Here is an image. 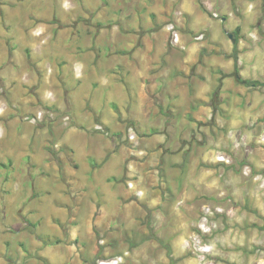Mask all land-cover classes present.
<instances>
[{"label":"rangeland","instance_id":"rangeland-1","mask_svg":"<svg viewBox=\"0 0 264 264\" xmlns=\"http://www.w3.org/2000/svg\"><path fill=\"white\" fill-rule=\"evenodd\" d=\"M179 1L0 0V264H264L262 174L245 166L242 182L220 169L221 187L196 208L159 200L168 169L149 168L152 201L130 175L136 155L184 145L148 138L179 129L160 109L161 60L187 50L165 28L181 30ZM196 1L222 21L255 14L249 37L264 38V0H229L225 15L228 0ZM229 137L223 153L240 157L246 136Z\"/></svg>","mask_w":264,"mask_h":264},{"label":"crops","instance_id":"crops-1","mask_svg":"<svg viewBox=\"0 0 264 264\" xmlns=\"http://www.w3.org/2000/svg\"><path fill=\"white\" fill-rule=\"evenodd\" d=\"M178 6L185 12L178 22L182 43L187 50L180 53L172 48V54L161 60L167 72L163 73L166 81L162 87L166 102L160 109L170 111L166 115H177L175 119L179 129H174L173 121H170L171 130L164 126L163 130L152 132L148 138L152 143L177 142L184 145L177 155L157 151L142 163L138 159H143V156L136 155L129 164L132 169L130 175L139 176L136 180L139 188L136 190L141 189L147 201L153 200V189L148 179L151 183L155 181V170L149 168L156 166L158 169L160 166L168 171L164 172L166 177L162 179V189L155 181L157 184L154 186L160 190L159 200L165 198L171 202L177 199L188 208H196L221 187L219 170L222 168L232 176L240 175L242 182L248 178L243 172L245 166L250 167L253 175H264V94L255 85L241 83L231 75L236 64L232 57L236 46L240 76L244 80L263 82L264 38L259 32L258 40L249 37L252 27L248 21L255 14L248 11L242 19L223 17L222 21L211 18L196 0H180ZM231 8L228 0L220 10L225 15ZM200 33L206 35L205 40H195ZM234 35L238 38L237 45ZM171 84H178L181 88L169 91ZM141 85L144 86L143 83ZM177 95V98H172ZM175 111L178 113H173ZM231 130H238L246 136L245 153L240 157L232 158L223 153L233 149L229 137ZM222 155L232 162L222 160ZM160 161H163L162 165ZM184 217L183 222L190 221L187 215ZM169 246L173 253L175 248L171 244Z\"/></svg>","mask_w":264,"mask_h":264},{"label":"built area","instance_id":"built-area-1","mask_svg":"<svg viewBox=\"0 0 264 264\" xmlns=\"http://www.w3.org/2000/svg\"><path fill=\"white\" fill-rule=\"evenodd\" d=\"M165 28L167 29V31L170 34V43H171V45L172 46H175V47H179L181 49H185V46L182 43V38H181V35L182 34H181V32H180L179 27L177 26V24L176 23H173V22H169V23H167L165 25ZM197 38L198 39H201V38H203V35H200ZM132 137L134 138L135 135L132 134ZM242 140H244V139H242ZM220 158L222 160H224V161L227 160L226 158H224V156H221ZM245 172H248V167H245ZM255 179L256 180H260L261 181V185L264 186V175H257ZM140 193H141V191H138L137 192V195H140ZM210 209L211 208L208 207V209L205 210V212H204L205 213L204 220H207V217H208L209 213L211 212ZM191 239H192L191 242L194 243V244H196V242H197L196 237L194 236ZM186 244L190 246V242L189 241H187ZM196 249L199 252L201 251V249H199V247H196ZM207 251L208 250H203V252H207Z\"/></svg>","mask_w":264,"mask_h":264},{"label":"trees","instance_id":"trees-1","mask_svg":"<svg viewBox=\"0 0 264 264\" xmlns=\"http://www.w3.org/2000/svg\"><path fill=\"white\" fill-rule=\"evenodd\" d=\"M234 38L236 40V45H237V41L238 38L236 35H234ZM232 57L234 58L236 64H235V68L234 71L231 73V75H233L237 81L241 82V83H246L247 85H255V87L257 86H264V81L263 82H259V81H251V80H244L240 74H239V69L237 66V47L235 46L234 52L232 54ZM223 75H227V74H223ZM254 212L256 211L255 209L253 210ZM262 230H264V224L260 227ZM161 243H163L161 240H158ZM165 245V244H164ZM165 247L168 249L169 254L171 255L172 253V249L169 245H165Z\"/></svg>","mask_w":264,"mask_h":264},{"label":"water","instance_id":"water-1","mask_svg":"<svg viewBox=\"0 0 264 264\" xmlns=\"http://www.w3.org/2000/svg\"><path fill=\"white\" fill-rule=\"evenodd\" d=\"M229 36L232 38V35L231 34H229Z\"/></svg>","mask_w":264,"mask_h":264}]
</instances>
